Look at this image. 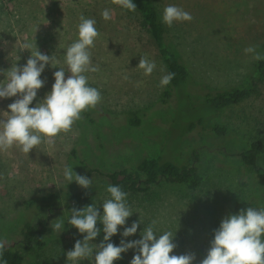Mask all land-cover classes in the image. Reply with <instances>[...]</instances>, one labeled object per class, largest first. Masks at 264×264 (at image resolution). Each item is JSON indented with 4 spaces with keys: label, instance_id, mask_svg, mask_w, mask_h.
I'll list each match as a JSON object with an SVG mask.
<instances>
[{
    "label": "rangeland",
    "instance_id": "obj_1",
    "mask_svg": "<svg viewBox=\"0 0 264 264\" xmlns=\"http://www.w3.org/2000/svg\"><path fill=\"white\" fill-rule=\"evenodd\" d=\"M153 1L162 15L166 6L176 5L194 17L191 22L167 26L170 44L179 51L190 78L187 92L175 93L166 102L161 98L166 86H160L161 77L167 74L166 66L149 33L134 14L113 0H0V69L7 71L12 64H26L36 49H23L25 42H35L42 54L54 55L58 61L54 67L45 66L41 79L46 82L30 107L51 91L53 73L58 68H64L67 78L65 52L78 39L81 16L94 19L100 33L90 49L100 71L86 75L89 85L102 94V101L91 109L95 123L82 118L70 132L59 134L53 145L41 144L28 154L16 146L0 150V239L10 243L20 238L23 225L39 218V214H30L25 207L27 199L53 191L62 194L83 189L75 181L69 183L65 179L64 168L68 166L92 179L93 185L87 189L88 205L94 203L102 215V204L110 198L106 191L111 185L108 173L134 167L142 157L172 152L170 146L179 128L186 120L198 117H203L205 126L219 124L229 128L225 136L210 135L205 139L200 138L202 129H197L178 146L176 154L183 157L188 156L191 144H200V165L205 175L202 187L193 191L163 183L155 187L149 199L127 198L134 213L125 226H118L116 245L121 239H141L145 226L155 220L158 235L165 231L175 233L173 242L177 247L172 254L181 255L196 244L207 245L225 216L249 206L264 208V177L240 156L252 141L264 139V74L239 103L220 112L200 106L208 90L236 85L253 70L257 60L244 49L255 45L257 52H263L264 0ZM106 8L113 12V18L107 21L101 15ZM142 56L156 63L151 75L137 67ZM4 79L0 74V81ZM17 98L0 99V119L7 117L8 105ZM131 113L141 117L139 125L129 123ZM74 148L80 162L71 154ZM258 166L264 169V158ZM69 216L62 212L51 220L52 224L56 219L63 220L64 230L53 231L50 224L48 249L38 257H27L24 264H73L66 253L86 233L69 225ZM140 219L137 232L123 237L124 227ZM90 244L95 248L99 242L95 238ZM199 253L204 255L205 248ZM135 254L136 249L122 253L123 263L130 264ZM78 264H95L94 257Z\"/></svg>",
    "mask_w": 264,
    "mask_h": 264
},
{
    "label": "clouds",
    "instance_id": "obj_2",
    "mask_svg": "<svg viewBox=\"0 0 264 264\" xmlns=\"http://www.w3.org/2000/svg\"><path fill=\"white\" fill-rule=\"evenodd\" d=\"M113 2L129 11H135L137 6L133 0H113ZM102 18L107 21L113 18V12L104 9ZM194 19L191 13L182 7L168 5L163 9L162 21L171 27L174 22H191ZM78 25V39L72 42L65 52V63L68 67L67 78L64 68H58L53 73L54 84L43 100L30 107L37 97L45 80L41 74L45 66L57 63L54 55L42 54L36 43L25 42L23 49L36 50L31 53L24 66L16 63L7 71L0 69L5 76L0 81V99L18 97L8 105L7 117L0 119V150H7L13 146L28 154L33 148L41 144L53 145L55 138L61 133H68L73 125L82 119V113L95 108L102 101L100 90L88 83V72H98L100 67L93 63L91 48L100 35L96 28V21L91 18L80 17ZM257 46L252 45L244 49L246 54H252L254 60H264V54L256 51ZM54 67V66H53ZM138 68L145 75H151L156 68L154 60L141 57ZM174 72L163 75L160 86L165 87L175 78ZM128 79L127 76L124 77ZM64 177L71 183L75 181L80 187L90 189L92 179L86 175L78 174L72 167L64 168ZM106 191L110 198L103 204V214L94 204L84 206L82 209L73 207L67 223L85 234L83 240L77 239L72 250L67 251V260L73 264L94 257L95 264H114L122 259V253L129 249H136L130 264H193L196 260L194 253L181 255L172 254L177 244L174 243L175 233L165 231L157 234L156 221L145 226L141 232V239L125 242L121 239L119 246L110 242L118 233V226H125L126 221L133 215L127 196L119 185H109ZM52 224L53 231L62 232L64 221L56 219ZM103 225V241L90 244L101 232L97 224ZM139 221L132 222L130 227H124L122 236L129 237L137 232ZM7 241L0 239V264H7L3 259ZM200 264H264V208L247 207L236 214L225 216L217 229L214 230V239L207 251V255Z\"/></svg>",
    "mask_w": 264,
    "mask_h": 264
},
{
    "label": "trees",
    "instance_id": "obj_3",
    "mask_svg": "<svg viewBox=\"0 0 264 264\" xmlns=\"http://www.w3.org/2000/svg\"><path fill=\"white\" fill-rule=\"evenodd\" d=\"M133 3L137 6L134 12L125 10L130 14H134L139 19L143 29L149 33L156 51L166 66V73L174 72L176 74L171 83L166 86L161 97L162 101L166 102L175 93L179 95L182 90L186 91L190 72L179 51L171 46L168 27L163 23L162 14L155 2L153 0H133ZM261 47L262 54H264V40ZM263 74L264 60L255 61L253 70L240 83L224 89L208 90L204 94L200 106L203 109L220 112L230 105L239 103L254 90L256 80ZM82 118L95 123L91 109L82 113ZM128 120L131 125L136 126L140 124L141 117L137 113H131ZM200 128L202 129L201 139H205L210 135L221 137L229 132V128L225 125L205 126L203 117L188 119L179 128V134L176 136L174 144L170 146V148H173L172 152H163V154L156 157H142L134 167L127 166L108 173L111 185H119L128 194L127 198L131 201L135 200L137 196L141 199H149L155 191V187L163 183L186 187L193 191L199 189L205 181V175L200 165L202 154L200 144L195 146L191 144V151L188 152V156L179 157L176 153L185 136ZM71 154L79 161L75 148L72 149ZM240 156L246 165L255 167L258 175L264 177V169L258 166L259 161L264 158L263 138L252 141L250 146L240 153ZM81 163L84 164L83 161ZM89 199V192L84 188L79 191L67 190L62 194L53 191L27 199L25 207L30 214H39L40 216L37 220H28L21 228L20 238L6 244L3 259L7 261V264H24L27 257L42 255L50 245L48 231L51 220L58 217L62 212L70 214V209L73 207L82 209L88 205ZM97 227L101 229L100 234L96 237L100 244L104 236L103 225L98 222ZM213 239L209 240L207 245L206 242H203L192 248L190 252H194L196 256L193 264H200V261L206 257ZM110 242L116 245L114 236ZM204 248L205 253L201 256L199 252ZM114 264L124 263L122 259H119L114 261Z\"/></svg>",
    "mask_w": 264,
    "mask_h": 264
}]
</instances>
